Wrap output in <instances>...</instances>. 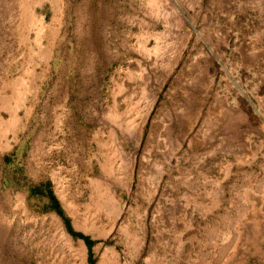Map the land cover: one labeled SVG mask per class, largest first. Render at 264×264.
<instances>
[{
    "label": "rangeland",
    "instance_id": "1",
    "mask_svg": "<svg viewBox=\"0 0 264 264\" xmlns=\"http://www.w3.org/2000/svg\"><path fill=\"white\" fill-rule=\"evenodd\" d=\"M0 264H264V0H0Z\"/></svg>",
    "mask_w": 264,
    "mask_h": 264
}]
</instances>
